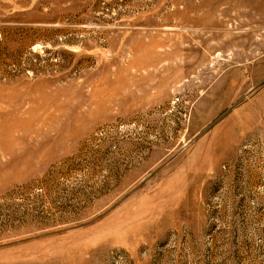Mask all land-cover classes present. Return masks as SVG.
<instances>
[{
	"label": "rangeland",
	"instance_id": "374dc122",
	"mask_svg": "<svg viewBox=\"0 0 264 264\" xmlns=\"http://www.w3.org/2000/svg\"><path fill=\"white\" fill-rule=\"evenodd\" d=\"M0 264H264V0H0Z\"/></svg>",
	"mask_w": 264,
	"mask_h": 264
}]
</instances>
